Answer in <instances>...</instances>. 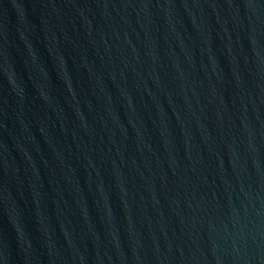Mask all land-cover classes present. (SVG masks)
<instances>
[{"label": "water", "instance_id": "1", "mask_svg": "<svg viewBox=\"0 0 264 264\" xmlns=\"http://www.w3.org/2000/svg\"><path fill=\"white\" fill-rule=\"evenodd\" d=\"M0 264H264V0H0Z\"/></svg>", "mask_w": 264, "mask_h": 264}]
</instances>
